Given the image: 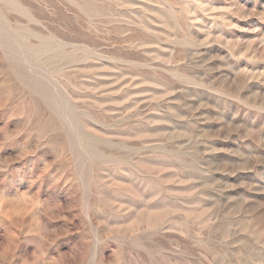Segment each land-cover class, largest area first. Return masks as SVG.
Here are the masks:
<instances>
[{
	"label": "rangeland",
	"instance_id": "374dc122",
	"mask_svg": "<svg viewBox=\"0 0 264 264\" xmlns=\"http://www.w3.org/2000/svg\"><path fill=\"white\" fill-rule=\"evenodd\" d=\"M0 264H264V0H0Z\"/></svg>",
	"mask_w": 264,
	"mask_h": 264
}]
</instances>
